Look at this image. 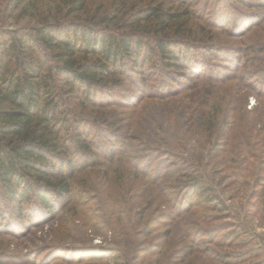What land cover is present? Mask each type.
I'll return each instance as SVG.
<instances>
[{
	"label": "trees",
	"instance_id": "16d2710c",
	"mask_svg": "<svg viewBox=\"0 0 264 264\" xmlns=\"http://www.w3.org/2000/svg\"><path fill=\"white\" fill-rule=\"evenodd\" d=\"M36 1L5 0L4 5L8 10L20 5L23 12L40 9L41 18L39 24L0 40V207L9 211L13 203L17 217L26 208L52 214L57 201L72 210L82 204L94 179L111 173L108 178L117 184L125 172L119 167H124L135 180L147 171L138 162L151 154L172 160L157 188L170 189L174 212L196 203L204 210H227L205 164L171 150L162 154L143 140L130 142L128 135L122 138L117 130L125 113L118 110L135 112L147 100L173 98V87L193 93L213 86L224 65L236 67L237 80L259 76L264 82V66L247 68L251 56L239 43L248 40L250 49L264 52V45L249 39L259 28V12H264L254 7L260 4L262 9L264 0H45L40 7ZM258 57L264 60V54ZM216 113L212 110L200 122L210 125ZM219 123L224 136L229 127L225 114ZM98 137L114 141V146L101 152ZM212 144L216 151L217 142ZM173 174L176 180L170 185L166 181ZM102 193L110 195L107 189ZM110 212L121 215L124 210ZM198 217L211 221L207 214ZM231 226L239 238L241 229ZM151 233L147 228L142 236ZM160 237L168 245L174 241L169 229ZM162 247L156 243V251L147 253L157 254ZM254 264H264V258Z\"/></svg>",
	"mask_w": 264,
	"mask_h": 264
},
{
	"label": "rangeland",
	"instance_id": "374dc122",
	"mask_svg": "<svg viewBox=\"0 0 264 264\" xmlns=\"http://www.w3.org/2000/svg\"><path fill=\"white\" fill-rule=\"evenodd\" d=\"M44 1L36 4L40 7ZM4 5L5 0H0V40L13 30L39 24L40 9L23 12L20 5L12 10ZM254 8L264 10L260 4ZM259 15V28L249 39L264 45V12ZM247 42H239L251 56L247 68L264 66V60L258 59L264 52L251 50ZM220 70L219 83L201 91L188 93L173 87L177 92L173 98L147 100L135 112L118 110L125 113L119 117L125 120L117 132L122 138L128 135L130 142L143 140L149 147L156 146L161 153L171 150L182 158L200 160L227 210H204L196 203L191 208L181 205L174 212L172 197L167 194L170 189L164 192L157 188L172 160L148 154L146 162H138L139 168L147 170L144 174L131 180L127 169L119 167L125 172L117 184L108 178L111 173L108 179H94L80 199L82 204L72 210L65 209L67 203L57 201L52 214L26 208L17 217L13 203L8 204L9 211L1 206L0 264H254L264 258V82L259 76L237 80L232 65ZM212 110L217 111L216 120L202 124L200 118L207 120ZM224 114L229 127L223 136L219 120ZM99 140L103 143L101 152L114 146L106 137ZM214 141L219 150H213ZM141 150L138 154H145ZM175 180L173 174L166 182L171 185ZM106 189L110 195L104 197ZM173 200L176 203L175 197ZM117 207L124 210L121 215L110 212ZM204 214L211 216V221L205 223L198 217ZM177 215L184 220L179 221ZM118 217L125 221L116 222ZM232 223L242 231L239 238L232 234ZM224 227L228 228L218 232ZM147 228L152 233L143 237ZM167 229L174 236L171 245L160 237ZM185 230L189 232L183 238ZM209 232L218 233L210 236ZM156 243L163 246L160 252L147 253L156 251ZM116 247L120 253H115ZM206 248L209 251L203 252Z\"/></svg>",
	"mask_w": 264,
	"mask_h": 264
}]
</instances>
